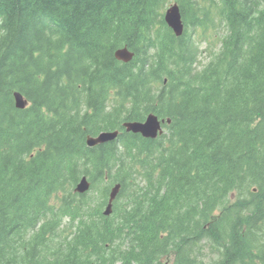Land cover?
<instances>
[{"label":"trees","instance_id":"obj_1","mask_svg":"<svg viewBox=\"0 0 264 264\" xmlns=\"http://www.w3.org/2000/svg\"><path fill=\"white\" fill-rule=\"evenodd\" d=\"M172 1L204 36L224 24L205 63L163 22ZM123 44L127 63L113 57ZM148 112L171 118L161 142L124 131L85 145ZM81 173L119 181L126 208L113 222L86 205L67 237ZM233 190L248 195L225 203ZM218 206L216 264H264V0H0V264H160L159 231L179 247Z\"/></svg>","mask_w":264,"mask_h":264},{"label":"water","instance_id":"obj_2","mask_svg":"<svg viewBox=\"0 0 264 264\" xmlns=\"http://www.w3.org/2000/svg\"><path fill=\"white\" fill-rule=\"evenodd\" d=\"M165 20L167 24L173 29L175 34H180L182 31V24L180 22V15L178 12V8L176 5H172L166 10L165 13ZM131 53L128 52L126 49H119L115 52V57L118 59H122L124 61H127L131 58ZM15 105L16 107H23L25 104V101L22 99L20 94L15 93ZM124 126L126 127V130H131L133 132H140L143 136H150L154 137L156 135L157 129L159 128L158 121L156 120V117L152 114H149L146 118V121L143 123L140 122H126L124 123ZM116 135V131L114 132H101L96 137H88L86 140V143L88 145H94L97 143H102L106 140H110L114 138ZM88 183L86 182L85 178L83 177L81 181L78 183L76 190L79 192L84 191L87 189ZM119 185L116 184L114 187H112L110 194H109V202L108 205L104 211L105 214H107L110 211V202L115 196Z\"/></svg>","mask_w":264,"mask_h":264},{"label":"rangeland","instance_id":"obj_3","mask_svg":"<svg viewBox=\"0 0 264 264\" xmlns=\"http://www.w3.org/2000/svg\"><path fill=\"white\" fill-rule=\"evenodd\" d=\"M220 27H221V30L218 31V36L224 34V30H225V28H224L223 25L220 26ZM195 38H196V40H197L198 51H199V53L201 54V60H204V58H205V53L207 52L208 47L210 46V45H209V42L204 38V36H197V37H195ZM214 38H216V40H217V37H214ZM214 41H215V39H214ZM195 43H196V42H195ZM214 43H215V42H214ZM215 45H216V44H215ZM97 188H99V186H96V187H95L96 190H94V191H92V190L89 191V192H88L89 195H94V196L97 195V194H98V190H97ZM126 193H127V190L123 191V194L121 195L120 200H122V199L125 198ZM200 253H201V257L204 259V261L201 262L202 264H207L209 261H211L212 259L215 258V256H213V255L210 253V249H209L207 246H205L204 248H202V249L200 250Z\"/></svg>","mask_w":264,"mask_h":264},{"label":"bare ground","instance_id":"obj_4","mask_svg":"<svg viewBox=\"0 0 264 264\" xmlns=\"http://www.w3.org/2000/svg\"><path fill=\"white\" fill-rule=\"evenodd\" d=\"M15 240V239H14ZM12 243V242H11ZM1 250V249H0ZM5 251V250H4Z\"/></svg>","mask_w":264,"mask_h":264}]
</instances>
